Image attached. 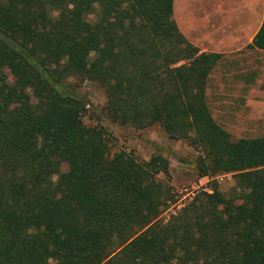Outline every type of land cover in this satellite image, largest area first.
I'll return each mask as SVG.
<instances>
[{"label":"trees","instance_id":"obj_1","mask_svg":"<svg viewBox=\"0 0 264 264\" xmlns=\"http://www.w3.org/2000/svg\"><path fill=\"white\" fill-rule=\"evenodd\" d=\"M250 46L264 50V15ZM219 56L184 37L172 0H0V264H264V134L211 117ZM83 80L103 91L99 117L196 149L210 191L161 218L167 159L110 153L81 121Z\"/></svg>","mask_w":264,"mask_h":264},{"label":"crops","instance_id":"obj_2","mask_svg":"<svg viewBox=\"0 0 264 264\" xmlns=\"http://www.w3.org/2000/svg\"><path fill=\"white\" fill-rule=\"evenodd\" d=\"M206 5L222 18L221 24L196 38L184 37L198 52L220 55L205 84L210 115L228 132L264 134V50L250 46L262 22L264 0H209Z\"/></svg>","mask_w":264,"mask_h":264},{"label":"rangeland","instance_id":"obj_3","mask_svg":"<svg viewBox=\"0 0 264 264\" xmlns=\"http://www.w3.org/2000/svg\"><path fill=\"white\" fill-rule=\"evenodd\" d=\"M206 4H209V0H172V18L185 37L196 38L206 33L209 26L221 24L222 18ZM5 72L7 79L11 80L7 69ZM77 90L88 103L87 111L81 117L82 123L85 126L101 128L102 134L108 141L110 153L125 150L137 160H147L155 152L167 159V172H159L156 175V179L163 182L171 192V200L161 212V218H166L185 204L197 191H210L212 185L210 179L198 177L196 174L194 166V159L198 155L196 149L182 140L167 138L157 124L136 129L99 117L96 111L102 107L104 95L102 89L94 82L83 80ZM28 102H34L32 95H29ZM230 134L232 138H237L255 136L259 132L248 133L232 130ZM51 178L54 180L55 176ZM215 179L217 188L227 193L232 184L230 175L220 174ZM49 264H54V262L50 260Z\"/></svg>","mask_w":264,"mask_h":264}]
</instances>
